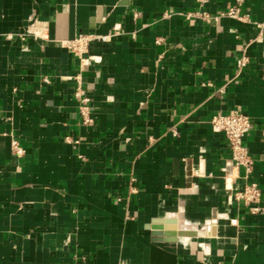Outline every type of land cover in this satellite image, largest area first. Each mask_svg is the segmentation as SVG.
<instances>
[{"label":"crops","instance_id":"0c3cea01","mask_svg":"<svg viewBox=\"0 0 264 264\" xmlns=\"http://www.w3.org/2000/svg\"><path fill=\"white\" fill-rule=\"evenodd\" d=\"M233 1L0 0V264H264V0ZM239 111L255 213L209 123Z\"/></svg>","mask_w":264,"mask_h":264},{"label":"built area","instance_id":"2783aa9c","mask_svg":"<svg viewBox=\"0 0 264 264\" xmlns=\"http://www.w3.org/2000/svg\"><path fill=\"white\" fill-rule=\"evenodd\" d=\"M243 0H234L228 10L222 12L230 17L243 18L239 11L240 5ZM206 17V16H204ZM46 24L44 21L33 19L26 29L19 34L20 39L24 40L28 35L38 37ZM121 32L120 23H115L111 30L106 33H79L74 37L63 40L64 46L72 51L79 59L83 60L84 55L88 52L91 42L100 41L106 42L111 40L112 36ZM7 39L12 38L11 33L5 35ZM25 48V47H23ZM89 56L87 55L88 58ZM249 62V57L246 52H242L236 59V68L242 70ZM75 96L78 100V107L81 114V119L85 123L91 122L89 117V109L87 106L88 96L84 94L80 86L75 90ZM209 123L212 130L221 132L226 138V144L229 150V158L224 166V180L225 183L230 181L231 167H243V183L241 186L232 187L230 184L226 187L232 190V199L240 206L246 207L250 212L255 213L260 210V197L261 190L258 184L249 179V173L252 166V158L243 144L244 136L249 132L252 127V120L250 116L244 112H216L209 117ZM15 152L20 153L22 149L17 145L13 146Z\"/></svg>","mask_w":264,"mask_h":264},{"label":"water","instance_id":"95a60500","mask_svg":"<svg viewBox=\"0 0 264 264\" xmlns=\"http://www.w3.org/2000/svg\"><path fill=\"white\" fill-rule=\"evenodd\" d=\"M167 221V220H166Z\"/></svg>","mask_w":264,"mask_h":264}]
</instances>
